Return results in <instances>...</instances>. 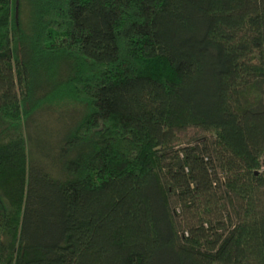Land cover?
Segmentation results:
<instances>
[{
	"label": "trees",
	"instance_id": "trees-1",
	"mask_svg": "<svg viewBox=\"0 0 264 264\" xmlns=\"http://www.w3.org/2000/svg\"><path fill=\"white\" fill-rule=\"evenodd\" d=\"M263 155L264 0H0V264H264Z\"/></svg>",
	"mask_w": 264,
	"mask_h": 264
},
{
	"label": "rangeland",
	"instance_id": "rangeland-1",
	"mask_svg": "<svg viewBox=\"0 0 264 264\" xmlns=\"http://www.w3.org/2000/svg\"><path fill=\"white\" fill-rule=\"evenodd\" d=\"M178 137L180 139L181 145L177 146V148H180L181 146H184L189 142H193L195 139H202L203 137H205V135L199 132L197 129L188 128L178 132ZM206 137L209 138L208 136Z\"/></svg>",
	"mask_w": 264,
	"mask_h": 264
},
{
	"label": "built area",
	"instance_id": "built-area-1",
	"mask_svg": "<svg viewBox=\"0 0 264 264\" xmlns=\"http://www.w3.org/2000/svg\"><path fill=\"white\" fill-rule=\"evenodd\" d=\"M259 173L264 177V156L260 158Z\"/></svg>",
	"mask_w": 264,
	"mask_h": 264
}]
</instances>
